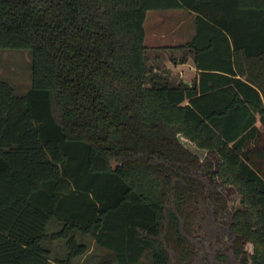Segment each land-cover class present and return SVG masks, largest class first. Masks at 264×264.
<instances>
[{"label":"trees","instance_id":"obj_1","mask_svg":"<svg viewBox=\"0 0 264 264\" xmlns=\"http://www.w3.org/2000/svg\"><path fill=\"white\" fill-rule=\"evenodd\" d=\"M226 2L0 0V48L32 52L25 93L0 80V264H72L88 250L78 233L121 263L149 249L153 264H264V175L227 144L229 105L203 106L206 88L171 82L146 59L148 8L195 9L208 18L197 14L198 30L200 18L226 27L214 14ZM249 2L238 12L261 40L239 46L261 66L264 0ZM189 43L197 66L208 65L216 43ZM224 184L239 194L233 208ZM53 238L66 239L64 256L42 244Z\"/></svg>","mask_w":264,"mask_h":264},{"label":"crops","instance_id":"obj_2","mask_svg":"<svg viewBox=\"0 0 264 264\" xmlns=\"http://www.w3.org/2000/svg\"><path fill=\"white\" fill-rule=\"evenodd\" d=\"M251 6L255 5H251L249 0H227L226 12H222L221 8L214 11L216 16L225 15L226 27L216 21L213 22L215 25H211L200 18L202 26L198 30L197 14L208 18L195 9L148 8L143 21L144 43L147 63L153 70L162 72L171 82L206 88L198 92L203 106L215 103L229 105L221 116L225 121L227 144L232 146L239 159L261 176L264 175V120L256 102L260 97L264 103L261 89L264 87V76H257L255 79L258 81H252L248 73H264V65L251 64L253 51L239 46H249L250 42L261 40V33L252 31L247 15L238 12L244 8L249 10ZM214 26L223 32H216ZM193 39L216 43L214 49L204 53V61L208 64L204 67L197 66L195 58L198 49L189 43ZM233 42H238V45L235 47ZM221 58H225V67L216 65L222 62ZM217 77L224 79V84L211 87ZM237 78L241 80H235ZM197 150L201 156L207 152L204 147H197ZM222 189L227 197L239 200V194L231 185L224 184Z\"/></svg>","mask_w":264,"mask_h":264},{"label":"rangeland","instance_id":"obj_3","mask_svg":"<svg viewBox=\"0 0 264 264\" xmlns=\"http://www.w3.org/2000/svg\"><path fill=\"white\" fill-rule=\"evenodd\" d=\"M31 74L32 52L29 47L0 48V80L10 83L16 93L23 94L31 85ZM180 138L184 140V136H180ZM223 192L227 195L225 190ZM227 199H229L228 202L231 204V208L239 204V201L233 200L232 197L228 196ZM56 227H58L57 223H51L48 225V230ZM77 239L87 242L88 251L73 258L72 264H102L106 260H110L112 264H153L149 249L143 252L138 261L121 263L112 250L96 243L90 234L78 233ZM42 244L50 248L51 257L64 256L66 254L67 246L65 238L43 240ZM247 247L251 248V244L247 243Z\"/></svg>","mask_w":264,"mask_h":264},{"label":"water","instance_id":"obj_4","mask_svg":"<svg viewBox=\"0 0 264 264\" xmlns=\"http://www.w3.org/2000/svg\"><path fill=\"white\" fill-rule=\"evenodd\" d=\"M184 141H185L186 144H189L188 146H189L190 149H192V150H194L196 152H199V150H197V147H196V145L193 142H191V141H189L187 139L184 140Z\"/></svg>","mask_w":264,"mask_h":264},{"label":"flooded vegetation","instance_id":"obj_5","mask_svg":"<svg viewBox=\"0 0 264 264\" xmlns=\"http://www.w3.org/2000/svg\"><path fill=\"white\" fill-rule=\"evenodd\" d=\"M187 146H188V144H187ZM189 147V146H188ZM198 153V152H197ZM249 249H251V248H249Z\"/></svg>","mask_w":264,"mask_h":264}]
</instances>
